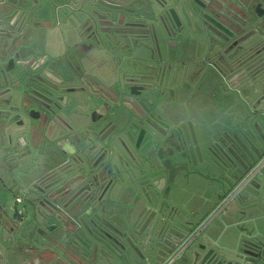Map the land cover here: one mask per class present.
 Listing matches in <instances>:
<instances>
[{"label":"flooded vegetation","instance_id":"obj_1","mask_svg":"<svg viewBox=\"0 0 264 264\" xmlns=\"http://www.w3.org/2000/svg\"><path fill=\"white\" fill-rule=\"evenodd\" d=\"M45 1L0 0V264H264V0Z\"/></svg>","mask_w":264,"mask_h":264},{"label":"rangeland","instance_id":"obj_2","mask_svg":"<svg viewBox=\"0 0 264 264\" xmlns=\"http://www.w3.org/2000/svg\"><path fill=\"white\" fill-rule=\"evenodd\" d=\"M52 0H46L45 4L43 6V9H46L45 13L47 15H55V6L53 4V2H51ZM54 2L56 4L59 5V8L64 11V13H62V15H64L65 13L67 14V16L69 17V23L72 26V28L74 29L75 34L77 35L79 33L78 30H80V26L83 23V21H89L92 18H97V12L96 10L91 6L90 2H87V5H83V7L81 9L78 8V6L75 4V6L70 5L69 8L65 7L62 9V7H64L66 4H68V0H54ZM100 4H98L99 6ZM107 9V8H106ZM104 9V10H106ZM59 14V12H58ZM119 52L117 57H111L109 59L106 60V67L105 69L108 70V74L110 75V72L113 74V71H115V73L113 74V77L116 76L117 72H118V67L117 64L119 63V61H121V63L125 62L126 58L131 59V55H129L130 52V41L129 38H121L120 43H119ZM203 42L202 41H198L197 43V48L198 49H203ZM153 51L150 47H143L139 50H137V54L138 55H145L148 56L149 53ZM108 56L110 55L109 52L106 53ZM198 54H203V53H198ZM204 55H197L196 58H203ZM124 65V63H123ZM126 71H130V69H126ZM111 76V75H110ZM112 77V78H113ZM203 88L200 87V89ZM230 93H231V97L233 98L232 100V105L230 108V111L235 115V119L233 120L235 123V127H234V131H235V136L239 137V138H246V122L251 119L252 122L257 121V117L258 114L255 115H251V113L253 112V110H251V108L253 109L254 106V102L252 103V99L249 98L248 95L253 94L254 92V88H241V87H237V86H230ZM207 92H209V97L212 96L213 99L215 100V91H212L211 87H207ZM250 111V113H248ZM259 119V118H258ZM260 121V119H259ZM261 122V121H260ZM251 132V131H249ZM252 133V132H251ZM196 186H194V188H198V183L195 184ZM243 194V190H240L239 193L236 192L232 199L233 200H239L240 199V195ZM230 232H233V229H230L227 233V236L229 235ZM226 236V237H227ZM227 240V239H226ZM230 238L227 240L228 244L233 245V243L231 241H229Z\"/></svg>","mask_w":264,"mask_h":264},{"label":"crops","instance_id":"obj_3","mask_svg":"<svg viewBox=\"0 0 264 264\" xmlns=\"http://www.w3.org/2000/svg\"><path fill=\"white\" fill-rule=\"evenodd\" d=\"M178 95V94H177ZM178 97H180L179 95H178ZM232 100H233V98H229L228 99V106L231 108V105H232ZM192 103H193V106L195 107V108H198L199 110H201V108H202V106L204 105V102L202 101V100H200V98H195V99H193V101H192ZM218 106H219V108L217 109V112L218 111H220V102H217L216 103ZM201 105V106H200ZM210 109H212L211 108V105H210V108H208V109H202V111H203V113H204V116H206V117H210V118H212L214 115L212 114V113H209L210 112ZM192 112H195V111H192ZM197 116V115H196ZM195 116V113H192V117H191V121L194 123V122H198V118ZM257 147V146H256ZM259 151H260V153H261V151H262V147H260L259 148ZM258 156V155H257ZM237 230H235L234 229V232H233V234H232V236L230 237V238H232V240H233V242H235V240H236V238H237Z\"/></svg>","mask_w":264,"mask_h":264},{"label":"water","instance_id":"obj_4","mask_svg":"<svg viewBox=\"0 0 264 264\" xmlns=\"http://www.w3.org/2000/svg\"><path fill=\"white\" fill-rule=\"evenodd\" d=\"M105 15H106L107 17H110V13H109V12H108V13H106ZM111 22H113V21H111V20H110V26L112 25V23H111ZM110 33H111V34H113V33H114V31H113V30H111V32H110ZM124 34H127V33H124ZM156 88H157V89H159V85H158V84L156 85ZM256 148H257V147H256ZM252 150H253V149H252ZM257 150H258V148H257ZM254 151H255V153L257 152V151H256V149H254ZM252 155H253V153H251V156H252Z\"/></svg>","mask_w":264,"mask_h":264}]
</instances>
